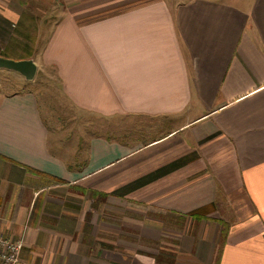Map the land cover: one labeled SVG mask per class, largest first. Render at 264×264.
<instances>
[{"label":"crops","instance_id":"obj_1","mask_svg":"<svg viewBox=\"0 0 264 264\" xmlns=\"http://www.w3.org/2000/svg\"><path fill=\"white\" fill-rule=\"evenodd\" d=\"M49 1L0 0V57L62 93L0 98L18 264H264V0Z\"/></svg>","mask_w":264,"mask_h":264},{"label":"rangeland","instance_id":"obj_2","mask_svg":"<svg viewBox=\"0 0 264 264\" xmlns=\"http://www.w3.org/2000/svg\"><path fill=\"white\" fill-rule=\"evenodd\" d=\"M60 2V0H58ZM52 3H55L54 0L49 1V7L50 9L53 8ZM63 4V1L60 2ZM68 2L64 1L63 5L68 6ZM26 86V87H25ZM24 87V89L22 88ZM21 91H27L32 92L38 95L39 102H45V104H49L51 102H57L58 94H62L59 88V84L57 81V76L55 75V70L52 68L45 69L42 67V71L40 70L38 75L34 78V80L28 82L23 79L22 76L18 75V73L8 70H0V98L5 95H9L16 92ZM54 105V104H53ZM47 109V110H46ZM65 114H68L69 118L66 119V121H62L60 126H64L65 130H72L73 127V120L74 117L76 118V114L74 113L73 109L66 107L65 108ZM42 112L44 117L49 121V125H51V122L56 121V114H58V110L56 109L55 105L53 107L48 105V108H42ZM52 115V117L49 116L48 113ZM75 115V116H74ZM66 118V117H65ZM78 123V122H77ZM77 126V124H76ZM115 225H121L116 222H114ZM130 224V223H129ZM116 225V226H117ZM132 235H134L132 233ZM135 236V235H134ZM139 240L135 236L133 240H129L130 246L131 244H139L137 243ZM133 246V245H132ZM165 264H168V262L163 261ZM171 264H174L171 262Z\"/></svg>","mask_w":264,"mask_h":264},{"label":"built area","instance_id":"obj_3","mask_svg":"<svg viewBox=\"0 0 264 264\" xmlns=\"http://www.w3.org/2000/svg\"><path fill=\"white\" fill-rule=\"evenodd\" d=\"M24 246V238L12 239L0 233V264H18Z\"/></svg>","mask_w":264,"mask_h":264},{"label":"water","instance_id":"obj_4","mask_svg":"<svg viewBox=\"0 0 264 264\" xmlns=\"http://www.w3.org/2000/svg\"><path fill=\"white\" fill-rule=\"evenodd\" d=\"M13 71L24 77L27 81H32L37 73V65L34 60L15 61L0 57V70Z\"/></svg>","mask_w":264,"mask_h":264},{"label":"trees","instance_id":"obj_5","mask_svg":"<svg viewBox=\"0 0 264 264\" xmlns=\"http://www.w3.org/2000/svg\"><path fill=\"white\" fill-rule=\"evenodd\" d=\"M30 171L33 172L34 174L45 175V174L38 172V171H34V170H30Z\"/></svg>","mask_w":264,"mask_h":264}]
</instances>
